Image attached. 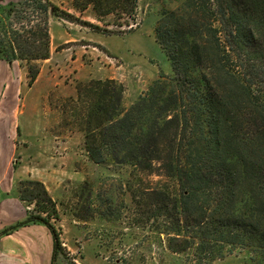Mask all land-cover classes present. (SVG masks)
<instances>
[{
  "label": "trees",
  "instance_id": "obj_1",
  "mask_svg": "<svg viewBox=\"0 0 264 264\" xmlns=\"http://www.w3.org/2000/svg\"><path fill=\"white\" fill-rule=\"evenodd\" d=\"M112 1H127L134 14L137 0ZM59 12L49 0L0 6V60L48 58V15ZM153 32L171 72L159 71L127 108L120 82H89L97 101L89 107L95 124L89 119L84 129L88 156L126 164L138 180L142 171L167 177L170 186L152 194L172 209L163 232L185 239L190 264L240 251L242 264H264V0H182L161 13ZM35 75L28 70L29 84ZM26 185L17 197L29 196L34 207L0 235L43 224L52 234L51 264L66 259L50 222L52 198L38 180Z\"/></svg>",
  "mask_w": 264,
  "mask_h": 264
},
{
  "label": "rangeland",
  "instance_id": "obj_2",
  "mask_svg": "<svg viewBox=\"0 0 264 264\" xmlns=\"http://www.w3.org/2000/svg\"><path fill=\"white\" fill-rule=\"evenodd\" d=\"M8 1L17 0H0V6ZM49 1L60 11V16L48 15L49 57L1 60L0 88L7 83L15 91L20 88L14 93L17 108L10 124L14 194L25 196L29 180L42 182L56 208L50 222L59 237L62 226L79 229L84 237L97 239L107 259L118 264H190L192 248H182L185 239L163 232L172 209H165L160 194H152L170 186L167 177L142 171L138 180L126 164L93 162L84 130L89 119L95 124L89 107L97 96L89 82H120L121 104L127 108L159 71L171 72L153 27L163 11L182 0H137L134 14L127 1L123 7L112 0ZM29 69L36 72L30 84ZM28 198L22 201L31 209L34 202ZM84 246L88 254L93 243ZM245 256L234 252L210 264H242Z\"/></svg>",
  "mask_w": 264,
  "mask_h": 264
},
{
  "label": "crops",
  "instance_id": "obj_3",
  "mask_svg": "<svg viewBox=\"0 0 264 264\" xmlns=\"http://www.w3.org/2000/svg\"><path fill=\"white\" fill-rule=\"evenodd\" d=\"M19 91L20 88L15 91L9 83L0 88V230L22 220L28 209L13 192L17 171L14 166L15 138L10 124L17 108L13 101L14 93H20ZM60 240L66 259L75 264H118L107 259L105 248L97 239L92 236L84 237L79 229L67 230L62 226ZM89 242L93 243V247L87 254L84 245ZM52 249V235L45 225H22L10 233L0 235V264H51ZM66 259L57 255L54 264H67Z\"/></svg>",
  "mask_w": 264,
  "mask_h": 264
}]
</instances>
